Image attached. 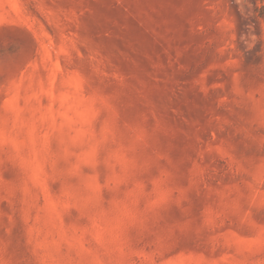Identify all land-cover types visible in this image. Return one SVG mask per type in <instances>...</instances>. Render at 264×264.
<instances>
[{"label":"rangeland","instance_id":"obj_1","mask_svg":"<svg viewBox=\"0 0 264 264\" xmlns=\"http://www.w3.org/2000/svg\"><path fill=\"white\" fill-rule=\"evenodd\" d=\"M0 264H264V0H0Z\"/></svg>","mask_w":264,"mask_h":264},{"label":"trees","instance_id":"obj_2","mask_svg":"<svg viewBox=\"0 0 264 264\" xmlns=\"http://www.w3.org/2000/svg\"><path fill=\"white\" fill-rule=\"evenodd\" d=\"M255 1H260V0H255Z\"/></svg>","mask_w":264,"mask_h":264}]
</instances>
